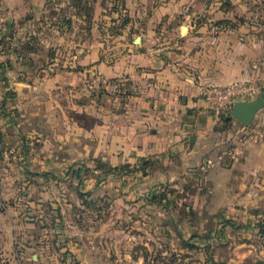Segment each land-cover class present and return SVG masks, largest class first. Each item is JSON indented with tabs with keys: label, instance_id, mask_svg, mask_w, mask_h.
I'll return each mask as SVG.
<instances>
[{
	"label": "rangeland",
	"instance_id": "1",
	"mask_svg": "<svg viewBox=\"0 0 264 264\" xmlns=\"http://www.w3.org/2000/svg\"><path fill=\"white\" fill-rule=\"evenodd\" d=\"M262 32L264 0L0 1V53L18 82L0 110L1 184L34 238L2 264L264 261V157L236 151L250 127L214 114L215 166H166L161 155L113 165L107 126L124 105L127 80L89 69L94 53L112 60L127 43L159 51L189 38L249 45L251 34L264 42ZM58 72L64 77L55 81ZM220 164L231 179L225 198L213 182ZM159 172L176 176L160 180Z\"/></svg>",
	"mask_w": 264,
	"mask_h": 264
},
{
	"label": "crops",
	"instance_id": "2",
	"mask_svg": "<svg viewBox=\"0 0 264 264\" xmlns=\"http://www.w3.org/2000/svg\"><path fill=\"white\" fill-rule=\"evenodd\" d=\"M261 34L264 37V32ZM251 36L253 41L249 45L242 44L239 39L234 40L233 45L219 43L213 46L207 45L204 40L189 38L187 44L162 47L161 51L145 44L127 43V50L112 60L100 59L98 53H94L90 71L100 72L108 79L122 77L127 80V86L122 87L126 94L123 97L124 105L120 111H112L115 120L112 126H107L116 138L109 152V163L117 165L161 155L166 166L179 165L186 169L215 166L211 130L217 117L202 98V86L206 83L229 85L255 82L264 90V42L254 34ZM4 58L5 55L0 53V110L1 105L10 102L12 93L9 86H17L18 83L9 77V67ZM62 77L64 75L58 72L55 81ZM114 100H118L117 95ZM249 127L251 136L236 151L250 160L264 157V107L258 111ZM192 135L195 136L194 141H191ZM2 143L0 136V166L4 149ZM227 152L222 150L219 158H225ZM226 170L227 165H221V172L215 181L209 176L216 185L218 196L222 198L228 197L227 185L231 181L225 175L221 177L222 171ZM157 175L160 180L174 179L176 176L161 172ZM1 177L2 174L0 264L7 259L18 260L15 256H18L19 246L28 248L34 244L28 217L13 204L11 191L4 190L1 184L7 177L2 180ZM21 223H25V236H21ZM32 256L37 259L39 255L33 253Z\"/></svg>",
	"mask_w": 264,
	"mask_h": 264
},
{
	"label": "built area",
	"instance_id": "3",
	"mask_svg": "<svg viewBox=\"0 0 264 264\" xmlns=\"http://www.w3.org/2000/svg\"><path fill=\"white\" fill-rule=\"evenodd\" d=\"M261 91L262 87L255 82H237L229 85L206 83L202 86L201 95L213 114L230 115L236 100L253 99Z\"/></svg>",
	"mask_w": 264,
	"mask_h": 264
},
{
	"label": "water",
	"instance_id": "4",
	"mask_svg": "<svg viewBox=\"0 0 264 264\" xmlns=\"http://www.w3.org/2000/svg\"><path fill=\"white\" fill-rule=\"evenodd\" d=\"M140 37L136 38L139 41ZM264 107V91L253 99H238L233 103L230 115L245 126H249L255 119L258 111ZM195 140L192 135L191 141Z\"/></svg>",
	"mask_w": 264,
	"mask_h": 264
},
{
	"label": "trees",
	"instance_id": "5",
	"mask_svg": "<svg viewBox=\"0 0 264 264\" xmlns=\"http://www.w3.org/2000/svg\"><path fill=\"white\" fill-rule=\"evenodd\" d=\"M229 115L228 114H224L223 115V117H222V119L224 120V121H226L227 123H229V122H232V119H233V117H228ZM142 160H143V162L144 163H152V160H151V158H142ZM114 167H116V166H114ZM159 199V198H158ZM253 264V263H252ZM254 264H264V261H262V260H260V261H258V262H256V263H254Z\"/></svg>",
	"mask_w": 264,
	"mask_h": 264
}]
</instances>
